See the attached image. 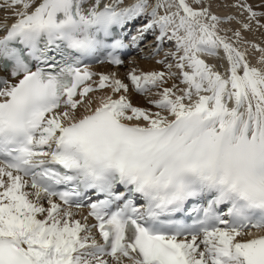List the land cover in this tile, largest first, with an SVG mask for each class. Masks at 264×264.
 <instances>
[{
	"label": "snow or ice",
	"instance_id": "6c2138e0",
	"mask_svg": "<svg viewBox=\"0 0 264 264\" xmlns=\"http://www.w3.org/2000/svg\"><path fill=\"white\" fill-rule=\"evenodd\" d=\"M0 12V264H264V0ZM149 35L161 70L81 66Z\"/></svg>",
	"mask_w": 264,
	"mask_h": 264
},
{
	"label": "bare ground",
	"instance_id": "6f19581e",
	"mask_svg": "<svg viewBox=\"0 0 264 264\" xmlns=\"http://www.w3.org/2000/svg\"><path fill=\"white\" fill-rule=\"evenodd\" d=\"M129 2H131V0H129ZM225 2L228 4H231L233 2V0H225ZM253 3L254 4L259 3V0H253ZM213 10L218 12V14H220L222 16L226 15L228 13L235 12V9H232V8H214ZM3 15H4V13L0 12V17H2ZM138 25L139 24H137V26ZM247 35H248V38L250 40H254L257 42H259L261 39H264V32L248 33ZM145 41L147 43L146 48H145L146 51L151 52V48L154 47V46H151V44L154 45V43H151V39H149V37H147V39ZM145 57H146L145 54L144 55L140 54V55H135V56L128 58L125 62H126V65L129 64L130 68L128 67L127 70H125V68L121 67V66L120 67H111L108 64H99V65L93 66L92 71L97 72V73H116V75L119 78L123 79L126 83L130 84V81H128L126 77H127V73L133 67H136L137 69L143 70V71L161 70L162 69L161 65H158L155 63L156 58L149 60V59H145ZM206 59L208 60L209 63H215L218 67L221 64L223 66H224V64H227L226 61L221 60V59H216V58H212V57H206ZM251 59H252L253 63L256 62L255 57H251ZM124 66H125V64H124ZM96 79H98V77ZM132 98H133L134 103H136L140 106H144V100L142 97L133 94ZM82 214L85 215L84 210H82ZM77 218H80V217H77Z\"/></svg>",
	"mask_w": 264,
	"mask_h": 264
},
{
	"label": "rangeland",
	"instance_id": "374dc122",
	"mask_svg": "<svg viewBox=\"0 0 264 264\" xmlns=\"http://www.w3.org/2000/svg\"><path fill=\"white\" fill-rule=\"evenodd\" d=\"M152 38V37H151ZM154 38V37H153ZM165 47H168V45H166ZM122 67H124L125 68V70H127L128 69V67L130 68V66H129V64H125V66H122Z\"/></svg>",
	"mask_w": 264,
	"mask_h": 264
}]
</instances>
